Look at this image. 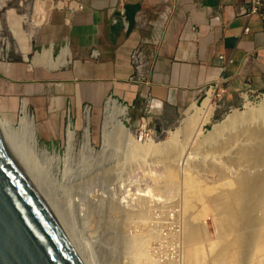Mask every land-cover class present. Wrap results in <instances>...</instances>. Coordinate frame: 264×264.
Returning a JSON list of instances; mask_svg holds the SVG:
<instances>
[{
	"label": "crops",
	"instance_id": "1",
	"mask_svg": "<svg viewBox=\"0 0 264 264\" xmlns=\"http://www.w3.org/2000/svg\"><path fill=\"white\" fill-rule=\"evenodd\" d=\"M46 1L51 10L54 1ZM57 1L50 46L36 53L42 61L36 66L46 68L32 73L23 62L0 63V104L22 99L48 128L66 113L78 120L85 106L100 111L109 97L126 105L137 124L145 102L131 80V55L155 30L160 45L146 43V53L158 125L168 127L202 99L216 97L210 88L217 84L229 107L264 92V21L242 13L248 0H74L84 9L67 20L64 6L72 0Z\"/></svg>",
	"mask_w": 264,
	"mask_h": 264
},
{
	"label": "rangeland",
	"instance_id": "2",
	"mask_svg": "<svg viewBox=\"0 0 264 264\" xmlns=\"http://www.w3.org/2000/svg\"><path fill=\"white\" fill-rule=\"evenodd\" d=\"M51 1H54L53 8L48 13L47 21L38 28L36 32L37 35L33 38L32 50L28 60H25L15 49L17 48V40L12 33V26L10 24L11 22L13 23V21H9L8 11L14 10L17 16L25 18L27 16V18H29L27 20L29 26L26 23L23 25V28L25 31H27V29L29 31L31 28L30 24L34 20L33 17L37 13L35 9L36 0H10L7 7L0 9V38L2 37L0 41V63L23 62L27 68L31 69L32 73H35L36 69L46 68L42 65L36 66V64L42 62L36 58V53H42L44 45L47 48L50 46L51 39L47 38L49 34L48 29L54 24L55 13L59 11L56 7L58 1ZM21 3L23 5H20ZM67 15L69 16V13L66 14V20L68 19ZM7 43L10 44V49H6ZM55 50L58 51V48H53V56H55ZM245 97L246 100H243L238 106L229 107L223 105L221 108H214L211 119L202 126L200 135L193 134L189 136L188 139H181L182 143L186 142L184 157L182 156V159L192 157L188 163L190 168L189 172L197 176L200 181L205 184L217 186L228 180H236L237 176L242 172H247L248 174L264 172L262 171L263 166L260 164L256 165L252 163L251 160L245 161L242 159L237 161L235 159L237 152L241 150L244 145L246 146L247 144L250 145V143H253L248 137L240 133H234L237 135L230 138V133H223L222 136L215 138L211 142L204 138L213 130L215 124L225 119L234 109L237 108L241 112H244L248 106H257L264 100V96H261L260 99H257L255 96L249 99L247 96ZM202 100L198 105H195L189 111L178 116L177 120L170 124L167 129H169L170 132L175 131L181 121L190 114L195 113L194 109L202 105L205 99ZM23 104L27 105L30 115L35 121L36 131L41 146H46L50 151H55L56 156L62 160L68 152L66 136L69 122L72 123L71 127H73L72 129L75 131L73 143L74 152L66 163L62 162L59 167H56L54 164L46 163L41 156H37L34 153L29 154L30 156L32 155L33 161L37 162L39 165L41 164L39 168L46 173V177L49 179L48 184L51 183L52 187L49 188L52 190V193L55 192V194L53 193L55 206L58 210L59 218H61L60 220H63L62 223L64 227L66 226L67 232L69 235L75 236L74 238L84 243L92 244L91 250L95 252V258L98 256V258H96L97 264H130V262L133 261V255L135 253H137L138 256V264H153L149 261L150 258H154L151 251L158 247V243H161V241L167 242L164 243V245H168L169 247L176 245L178 242L177 239V241H170L166 238L169 235H173L174 229V224L170 222L168 213L174 209L180 210L183 214L185 226L186 220L198 213L201 209V203L195 202L193 209L190 211L184 210L182 199L184 194V169L186 165L184 167L180 166L181 160L177 167L179 179L174 185L175 188H164L161 182L162 180H159V178L157 179V177L164 172L163 165L168 163L167 158L154 156L153 154L146 155L141 150L134 152L133 156H129L126 147L129 142L119 137L113 130L108 134L110 147L107 148L106 152L102 154L99 153L104 145L105 137L103 131L107 104L98 112L93 113L90 110L91 139L96 151L93 153L82 150L84 129L87 124L84 116L86 114L85 111H87L85 108L79 113L78 120L77 117L75 118L71 114L69 116V113H66L63 120L53 123L54 125L52 127H54V129L52 127L48 128L44 123L37 121L30 105L23 102L22 99H19L16 103L8 101L4 105L5 107L0 104V115L5 114L13 126H18L20 108H22ZM123 120L126 127L133 132L135 129L128 125L125 119ZM169 136L170 133H164L154 142L159 144L160 142L166 141ZM179 159L180 157H177V161ZM144 165H150L151 167L150 169H146ZM140 189L141 191H139ZM148 189L152 190L151 195H154L148 196L147 199H149V201H144V203H142L144 205H140L141 203L138 204L139 199H136L135 194H140L142 192L147 193ZM134 196L135 198H133ZM124 197L126 198L124 199ZM91 200L95 201V208H92L93 205ZM122 200H129L130 203H132L130 207L135 206L137 203L135 207L142 206L151 210L146 217L147 219L143 221L137 220V218L134 217L135 219L130 218L128 220L123 216L122 212L118 214L119 212L111 211L106 219L107 221L110 220L108 222L103 220V211L99 208L105 209V201L120 205L121 208V204L124 203L123 205L127 207L125 201ZM208 208L209 211L204 220V224L209 237L216 240V215L211 207ZM151 231L157 234V237L154 242L149 243L146 240L148 239L149 233V236H151ZM133 235H137V237L140 236L141 238L138 237L133 243L131 240ZM143 256L145 258H143ZM140 257L143 259L141 260ZM169 257L171 256L167 257L166 263L160 262L155 257L156 261L159 262L155 264H172L168 262ZM239 264L246 263L241 261Z\"/></svg>",
	"mask_w": 264,
	"mask_h": 264
},
{
	"label": "bare ground",
	"instance_id": "3",
	"mask_svg": "<svg viewBox=\"0 0 264 264\" xmlns=\"http://www.w3.org/2000/svg\"><path fill=\"white\" fill-rule=\"evenodd\" d=\"M9 1L10 0H0V9L7 7ZM20 5L23 4L21 3ZM50 7L51 4L49 5L47 1L36 0L35 9L37 13L33 17V22L30 24V30L28 31L27 29L28 32L24 30L23 25L28 22L27 20L29 18H27V16L26 18L17 16L14 10L8 11L9 21H13V23L11 22L10 24L12 26V33L17 40V48L15 49L25 60H28L29 54L31 53L32 41L37 35L36 32L38 28L48 19ZM1 38L0 41L2 40ZM6 49H10L9 43H7ZM49 63L53 67L55 66L52 62ZM211 97L205 98L202 105L194 109L195 113L190 114L181 121L176 130L170 132L169 138L159 144H156L154 141L145 144L136 141L133 133L126 127L123 120L128 114L127 106H123V104H120L116 99H111L106 105L103 131L105 137L104 145L99 153L102 154L106 152L107 148L110 147L108 134L113 130L119 137L129 142V144L126 145L129 156H133L134 152L141 150L146 155L153 154L154 156H162L168 159V163L163 165L164 172L156 177L162 180L161 182L164 188L171 189L179 179L177 167L185 151L186 142L182 143L181 139H188V137L193 134L200 135L202 126L211 119L214 112L215 107L211 103ZM20 109L18 126H13L5 114H3L0 115V129L4 135L9 151L19 162L22 170L27 174L33 186L47 202L62 225L63 220H60L61 218H59L58 210L55 206V192H53V194L52 190L49 188L52 187L51 183L49 182L50 184H48L49 179L46 177V173L39 168L41 164L39 165L37 162L33 161L32 155L30 156L29 153L41 156L46 163L54 164L56 167H59L62 162L66 163L74 152L73 143L75 131L72 129L73 127H71L72 123L69 122L66 136L68 152L62 160L56 156L55 151H50L46 146H41L36 131L35 121L31 117L27 105L23 104ZM85 112L86 114L84 116L87 124L84 129L82 150L93 153L96 151L91 139L90 110L87 109ZM223 133H230V138L237 135L234 133H240L248 137L253 143H250V145L247 144L246 146L244 145V147L237 152L235 159L237 161L242 159L245 161L251 160L252 163L256 165H262V171H264V100L257 106H248L244 112H241L237 108L234 109L225 119L215 124L213 130L204 138L211 142L215 138L222 136ZM177 157H180L178 161ZM190 159H192V157L186 159V168L184 169V194L182 203H184L185 211L193 209L195 202L201 203V209L198 213L186 220L183 235L184 260L182 264H208L209 262L211 264H239L241 261L246 264H264V172L251 174L242 172L237 176L236 180H228L217 186L208 185L189 172L190 168L188 163ZM139 191H141V189ZM151 191L152 190L148 189L147 193H136V199H139L138 204L141 203L140 205H144L142 204L144 201L148 202L149 199H147V197L154 195H151ZM135 196L133 198H135ZM125 198L126 197H124V199ZM91 202L93 205L92 208H95V201L91 200ZM108 202L105 201L104 210L99 208L103 211L102 219L105 221H107V216H109L111 211L119 212L118 214L122 212L123 216L128 220L130 218H137V220L143 221L147 219L146 217L151 211L142 206L135 207L137 204H135V202V206L130 207L132 203H130L129 200L125 201L127 207L123 205L124 203L121 204L123 209L120 205ZM208 207H211L216 215V240L209 237L204 224V220L209 211ZM62 227L77 249L84 264H97L96 258H98V256L95 258V252L91 250L92 244L90 245V243H84L74 238L75 236L69 235L64 224ZM153 234L154 232L149 236V233L148 239L146 240L147 242L150 243L155 241L157 234ZM138 237L137 235L131 237L133 243ZM144 256L143 258H145ZM143 258H141V260ZM149 261L153 264L159 263L156 261L155 257L150 258ZM130 264H138L137 253L133 255V261H131Z\"/></svg>",
	"mask_w": 264,
	"mask_h": 264
},
{
	"label": "water",
	"instance_id": "4",
	"mask_svg": "<svg viewBox=\"0 0 264 264\" xmlns=\"http://www.w3.org/2000/svg\"><path fill=\"white\" fill-rule=\"evenodd\" d=\"M0 264H84L0 129Z\"/></svg>",
	"mask_w": 264,
	"mask_h": 264
},
{
	"label": "built area",
	"instance_id": "5",
	"mask_svg": "<svg viewBox=\"0 0 264 264\" xmlns=\"http://www.w3.org/2000/svg\"><path fill=\"white\" fill-rule=\"evenodd\" d=\"M248 7L243 8L242 13L247 17H259L264 21V0H248ZM67 9L69 15H74L75 13L84 9V4L81 1H70L67 5L64 6ZM120 14L124 15V9L122 8ZM165 12H160V16H164ZM116 22V20H114ZM249 29L246 27L245 31ZM161 41V32L155 30L150 40H146L145 44L139 45L131 55V62L134 68V75L131 80L138 85V95L144 100L145 106L143 111V116L139 119L137 124L132 123L130 116L127 114L125 121L128 125L132 126L134 139L139 143H148L150 141L158 140L160 135L164 133H170L167 127L163 125L160 126L157 123V114L155 113L157 108V101L152 98L150 94V81H149V72L151 62L146 53V43H150L155 49H158ZM220 59L225 60L223 55H220ZM210 90L216 94V97L211 98L212 104L215 108H221L224 104L223 98L226 92V89L222 87L220 84L211 87ZM248 99L250 97H256L260 99L261 96H264V92L255 93L252 95H246ZM113 99L109 97V100ZM246 100V97L245 99ZM203 101V100H202ZM107 104V103H106ZM122 104V103H120ZM128 108V107H127ZM85 109H89L90 107L85 106ZM145 162V161H144ZM186 159H181L180 166H185ZM146 169H150V165H144ZM168 218L170 222L174 224L173 235H169L166 238L170 241H177L175 246L169 247L168 245H164V241L158 243V247L155 250H152L154 257H156L160 262L167 261V257H169L168 262L172 264H182L184 260V250H183V235H184V218L183 214L180 210L174 209L168 213ZM165 235V233H164ZM164 237V236H163ZM182 241V246H181ZM166 247V250H165ZM162 259V260H161Z\"/></svg>",
	"mask_w": 264,
	"mask_h": 264
}]
</instances>
